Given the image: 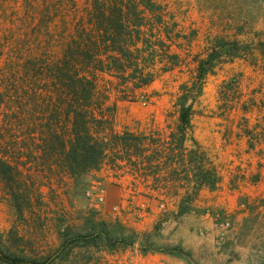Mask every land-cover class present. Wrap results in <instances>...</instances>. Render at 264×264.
<instances>
[{
  "label": "rangeland",
  "instance_id": "obj_1",
  "mask_svg": "<svg viewBox=\"0 0 264 264\" xmlns=\"http://www.w3.org/2000/svg\"><path fill=\"white\" fill-rule=\"evenodd\" d=\"M38 1L56 15L50 18L45 10L34 26L25 0H0V66L24 36L43 44L27 46L23 53L61 54L89 4ZM159 1L178 22L175 49L181 64L159 75L135 100L119 101L114 119L118 132L151 136L154 143L145 139L135 151L154 158L119 166L109 159L78 179L25 169L17 190L21 211L0 179V244L6 250L43 257L60 245L63 228L84 233L96 228L109 237L101 238L97 248L82 250L90 256L88 264L169 254L181 264H264V0ZM205 59L212 66L201 90L187 95L189 102L203 104L194 120L202 124L201 146L216 157L214 169L223 174V184L208 187L182 208L185 189L195 182L180 174L182 164L164 166L154 151L177 130L178 98ZM159 163L158 173L147 172L149 164ZM206 217L213 228L204 223ZM0 264L5 263L0 259Z\"/></svg>",
  "mask_w": 264,
  "mask_h": 264
},
{
  "label": "trees",
  "instance_id": "obj_2",
  "mask_svg": "<svg viewBox=\"0 0 264 264\" xmlns=\"http://www.w3.org/2000/svg\"><path fill=\"white\" fill-rule=\"evenodd\" d=\"M25 2L33 15L26 14L37 26L48 9L39 7L38 0ZM48 11L54 18L56 12ZM180 37L178 22L159 0H89L61 54L21 52L27 46H41L40 38L15 41L0 66V179L19 211L17 190L25 169L78 179L109 159L119 166L121 161L137 164L139 159L154 158L135 151L145 139L153 142L151 136L115 130L117 100H135L159 75L180 66L181 55L175 49ZM211 66L208 59L200 62L195 80L178 98L177 130L154 151L164 166L182 164L180 174L195 182L185 189L182 208L203 186L214 188L220 180L208 152L192 135L195 101L189 102L187 95L198 94ZM188 139L193 141L189 147ZM151 165L146 168L149 173H158L162 166ZM60 236V245L43 257L6 250L0 244V259L5 264H88L90 256L82 250L97 248L109 233L63 228Z\"/></svg>",
  "mask_w": 264,
  "mask_h": 264
},
{
  "label": "crops",
  "instance_id": "obj_3",
  "mask_svg": "<svg viewBox=\"0 0 264 264\" xmlns=\"http://www.w3.org/2000/svg\"><path fill=\"white\" fill-rule=\"evenodd\" d=\"M166 73V72H165ZM119 101H122V100H117V104H118V102ZM203 108V104H202V102H194L193 103V115H192V119H191V125H192V128H191V132H192V135H193V137H194V139L199 143V144H202V143H205V141L200 137V131H201V126H202V124H200L199 122H195V116L200 112V108ZM251 109V108H250ZM251 110H253V108L251 109ZM250 110V111H251ZM255 110V109H254ZM249 116V115H248ZM211 122V121H210ZM213 125H211V126H208L207 127V130L208 131H211V127H212ZM114 128H115V126H114ZM116 130V129H115ZM117 131V130H116ZM120 132V131H119ZM207 148V147H206ZM208 150H210L209 148H207ZM213 154V153H212ZM208 155L210 156V158H211V160H214V159H216V157L215 156H211L210 155V152L208 153ZM213 162H215V161H213ZM216 163H217V161H216ZM261 169H262V171L264 172V167H261ZM262 171H261V173H262ZM219 175H220V180H219V182H218V184H217V186L219 187V185H222L223 184V176H221V175H223L221 172H219ZM260 179H262V176H260ZM206 189H208V186H203V188L201 189V191L199 192V194L200 193H202V191L204 192ZM198 194V195H199ZM204 223H206V225L209 227V228H213V226H214V224H213V221H212V219L211 218H207L206 217V220L204 221ZM167 258H169V259H171V260H179L176 256H174V255H165Z\"/></svg>",
  "mask_w": 264,
  "mask_h": 264
},
{
  "label": "built area",
  "instance_id": "obj_4",
  "mask_svg": "<svg viewBox=\"0 0 264 264\" xmlns=\"http://www.w3.org/2000/svg\"><path fill=\"white\" fill-rule=\"evenodd\" d=\"M110 264H181L174 260H171L167 258L166 256L163 257H157L155 259H144L142 256L139 255H133L129 259H126L125 261H115Z\"/></svg>",
  "mask_w": 264,
  "mask_h": 264
}]
</instances>
